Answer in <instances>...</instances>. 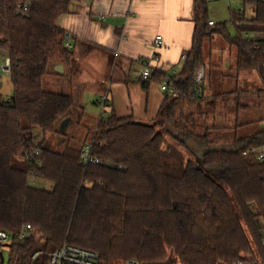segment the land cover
Returning <instances> with one entry per match:
<instances>
[{
	"label": "trees",
	"instance_id": "1",
	"mask_svg": "<svg viewBox=\"0 0 264 264\" xmlns=\"http://www.w3.org/2000/svg\"><path fill=\"white\" fill-rule=\"evenodd\" d=\"M70 3L0 0V52L8 57L14 87L10 99L0 93V228L17 232L27 223L34 228L14 246L17 263H26L37 249L66 243L98 253L105 264L131 258L143 264L172 255L181 264L264 259V162L243 154L248 146L264 144V130L239 136L247 125L239 123V115L249 108L239 100L225 109L235 114L231 126L210 120L216 104L190 100L194 71L203 64L202 38L196 37L174 76L186 93L168 97L174 130L119 117L114 110L94 122L73 94L43 86L56 63L73 58L57 24ZM244 4L255 8L253 18L233 12L229 22H206L203 33L221 34L235 46L237 74L256 70L263 77L264 0ZM183 99L197 112L189 114L184 102L176 103ZM67 118L63 132L60 124ZM87 144L99 163L84 162ZM32 179L52 188L35 187Z\"/></svg>",
	"mask_w": 264,
	"mask_h": 264
},
{
	"label": "crops",
	"instance_id": "2",
	"mask_svg": "<svg viewBox=\"0 0 264 264\" xmlns=\"http://www.w3.org/2000/svg\"><path fill=\"white\" fill-rule=\"evenodd\" d=\"M233 12L248 19L255 16V8L245 5L244 0H71L68 12L57 24L70 35L73 58L69 64L56 63L55 73L48 76L59 85L61 93L77 97L87 117L94 122L101 116L98 100L104 88L110 97L108 111L114 110L119 117L131 116L142 123L159 117L168 120L167 109L173 99L160 90V83L171 74L172 67L177 69L174 76L180 74L196 37L202 38V62L207 72L204 40L207 36L210 39L209 59L212 61L215 38L223 36H204L205 24L210 20L215 24L229 22ZM228 29L231 36L236 34L231 23ZM158 35L162 36L163 45L157 48L154 39ZM233 48L235 66L236 48L230 44L231 52ZM141 60L149 61L151 70L145 86L146 79L141 77L145 66ZM7 61L6 54L0 52V71L4 73H0V93L10 99L14 87L10 74L4 70ZM220 66L232 67L231 63L224 62ZM211 87L205 80L202 96L199 99L189 96L190 100L201 99L203 104L216 105L229 100L232 104L233 97H237L234 98L237 102L245 92L237 88L213 94L208 91ZM184 99L176 103H183ZM195 108L190 106L188 113L197 112ZM166 129L172 128L167 126Z\"/></svg>",
	"mask_w": 264,
	"mask_h": 264
},
{
	"label": "rangeland",
	"instance_id": "3",
	"mask_svg": "<svg viewBox=\"0 0 264 264\" xmlns=\"http://www.w3.org/2000/svg\"><path fill=\"white\" fill-rule=\"evenodd\" d=\"M232 8L236 9L237 7L232 6ZM209 41L210 39L207 36L204 40V59H205L204 61L207 67L206 83L207 84L211 83L212 85L211 91L210 90L208 91L212 92L213 94L217 93L218 91H220L219 93L229 92L237 88L245 91L239 97V101H241L244 104H247L249 108L241 111L239 115V123L247 124V125L239 128L238 131L239 136H247L253 134L256 131L263 130L264 129V80H263L264 78H261L260 73H258V71L256 70L239 73L238 75L240 76L237 77V72L234 69L235 51L234 48L232 52L230 51L231 43L225 37L219 36L218 39L215 38V42L212 48L214 57L212 61H210ZM221 62H224L226 64L231 63L232 67L230 69L226 67L222 68L220 66ZM0 73L4 74L1 71ZM43 86L46 90L49 91H54V92L61 91L59 85L54 84L52 77L49 76H47L44 79ZM106 89L107 88H104L105 91L104 94H108V91ZM186 98L188 100V97ZM234 98L237 99V97H233L231 99L232 104H234L235 102ZM183 102L185 104L184 107L187 109L189 107V102L188 101H183ZM91 104L93 105V103ZM229 104H231V102L220 101L218 105H216L217 106L216 112L212 114V118L215 117L214 123L218 125H226V126H231L234 124V121L236 119L235 114L225 110L226 107H229ZM143 123L146 124L151 123L153 126H157V128L161 130L166 128L167 126H170V128H172L173 130L176 128L175 118L167 120L164 117H159L153 122H148V120H145L143 121ZM35 131H36V135L39 136L40 134L39 130L36 129ZM73 133L74 130L71 131V134ZM221 146H226V144H221ZM189 149H191V151L192 150L194 151L196 149V145L192 143L191 147L189 146ZM184 151L186 155L192 159V153H190L185 149ZM31 183L33 186L38 188H45V189L52 188L51 183L40 179H32ZM9 254H10V249L5 248L4 256L6 261L9 260ZM256 260L264 264V259L261 258L260 256L257 257ZM172 264H181V263L176 257L172 255Z\"/></svg>",
	"mask_w": 264,
	"mask_h": 264
},
{
	"label": "built area",
	"instance_id": "4",
	"mask_svg": "<svg viewBox=\"0 0 264 264\" xmlns=\"http://www.w3.org/2000/svg\"><path fill=\"white\" fill-rule=\"evenodd\" d=\"M24 11L27 10V6L24 7ZM210 26L215 24L214 21L210 20L208 22ZM247 40L250 39L249 34L244 36ZM65 42L66 45L71 48L70 44V35L65 33ZM155 47H160L163 45L162 36L158 35L154 39ZM157 59V58H155ZM142 64L145 66L141 72V77L147 79L151 75V70L149 67V61L141 60ZM4 70L7 74H10V65L9 60L7 61ZM177 74V69L172 67L171 74H167L163 81L160 83V90L169 96H186V93L179 90L174 81V75ZM205 80H206V69L203 64H199L193 75V90L190 94L191 98L199 99L205 89ZM98 104L100 106L101 115L108 111L110 107V97L109 94H103L99 100ZM91 146L89 144L85 145L82 149V156L84 162L88 163L92 160L90 156ZM40 149H37L33 155H39ZM244 155L252 156L258 162H264V144L259 146H248L243 152ZM94 163H99L98 159L92 160ZM33 226L31 224H24L21 229L17 232H10L5 229L0 228V264H19L17 263V255L15 253L14 246L16 244L24 243L28 238L33 234ZM264 246V234L262 240ZM5 248L10 249L9 260L6 261L4 256ZM24 264H105L101 261V258L98 253L78 247L72 244H63L53 250L45 251L43 249H37L33 251L26 263ZM121 264H142L139 260L135 258L128 259ZM233 264H262L260 262L247 263L241 260L235 261Z\"/></svg>",
	"mask_w": 264,
	"mask_h": 264
},
{
	"label": "water",
	"instance_id": "5",
	"mask_svg": "<svg viewBox=\"0 0 264 264\" xmlns=\"http://www.w3.org/2000/svg\"><path fill=\"white\" fill-rule=\"evenodd\" d=\"M70 122H71V118H67V119L63 120L60 124V130L64 132L67 129ZM143 264H172V257H170L169 259H167L165 261L147 262V263H143Z\"/></svg>",
	"mask_w": 264,
	"mask_h": 264
}]
</instances>
